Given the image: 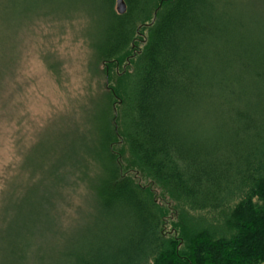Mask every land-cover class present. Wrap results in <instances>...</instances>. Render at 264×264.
Returning a JSON list of instances; mask_svg holds the SVG:
<instances>
[{
  "label": "trees",
  "instance_id": "obj_1",
  "mask_svg": "<svg viewBox=\"0 0 264 264\" xmlns=\"http://www.w3.org/2000/svg\"><path fill=\"white\" fill-rule=\"evenodd\" d=\"M123 1L121 15L116 0L31 3L39 15L86 19L92 62L104 72L123 63L138 25L150 20L129 84L90 98L80 109L86 130L65 146L40 138L23 158L26 212L36 223L27 239L38 263L264 264V0ZM117 95L127 104L120 135L140 170L178 203L172 210L119 164ZM71 177L85 184L91 211L59 232L57 251L44 243L57 223L50 198L63 199Z\"/></svg>",
  "mask_w": 264,
  "mask_h": 264
},
{
  "label": "rangeland",
  "instance_id": "obj_2",
  "mask_svg": "<svg viewBox=\"0 0 264 264\" xmlns=\"http://www.w3.org/2000/svg\"><path fill=\"white\" fill-rule=\"evenodd\" d=\"M9 1L0 3V264H40L33 239H27L36 223L31 212H26L32 200L27 199L30 195L24 188L27 171L23 158L40 138L65 146L69 139L86 130L85 114L80 109L90 105V98L95 99L108 89L121 92L129 84L156 8L155 4L150 7L149 22L138 25L128 57L120 65L114 62L112 71L109 68L106 73L92 62V50L85 37L87 22L81 15L57 19L34 13L39 9L33 7L32 0ZM107 76L112 77L108 80ZM115 101L113 124L118 133L114 151L120 166L138 183L149 184L160 206L174 209L178 203L140 170L130 154L120 135L127 104L120 95ZM67 182L69 186L61 188L63 199L54 195L50 198L52 209L48 213L54 215L57 223L54 233L47 232L48 241L44 243L57 245V251L65 246L59 232H70L91 211L85 184L72 177ZM197 215L207 221L217 216L189 214ZM171 217L163 229L169 233ZM47 258L44 257L48 261Z\"/></svg>",
  "mask_w": 264,
  "mask_h": 264
},
{
  "label": "water",
  "instance_id": "obj_3",
  "mask_svg": "<svg viewBox=\"0 0 264 264\" xmlns=\"http://www.w3.org/2000/svg\"><path fill=\"white\" fill-rule=\"evenodd\" d=\"M126 6L123 0H116L115 2V11L117 14L121 15L125 13Z\"/></svg>",
  "mask_w": 264,
  "mask_h": 264
}]
</instances>
